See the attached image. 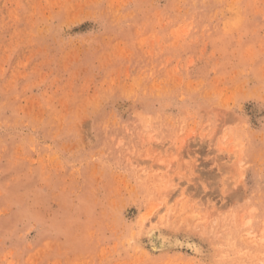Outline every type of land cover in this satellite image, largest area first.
I'll return each instance as SVG.
<instances>
[{
	"label": "rangeland",
	"instance_id": "rangeland-1",
	"mask_svg": "<svg viewBox=\"0 0 264 264\" xmlns=\"http://www.w3.org/2000/svg\"><path fill=\"white\" fill-rule=\"evenodd\" d=\"M0 264H264V0H0Z\"/></svg>",
	"mask_w": 264,
	"mask_h": 264
},
{
	"label": "bare ground",
	"instance_id": "bare-ground-1",
	"mask_svg": "<svg viewBox=\"0 0 264 264\" xmlns=\"http://www.w3.org/2000/svg\"><path fill=\"white\" fill-rule=\"evenodd\" d=\"M148 232H149L150 235L148 234ZM146 233H147V236L149 235V237L151 238V243H152L153 247L156 248V249H160V248L163 249L164 247H168L171 244L170 243L171 240L169 241L162 234H156L157 232L155 233V228L154 227L150 228L149 230H146ZM173 244L177 245L179 243L177 242V243H173Z\"/></svg>",
	"mask_w": 264,
	"mask_h": 264
}]
</instances>
